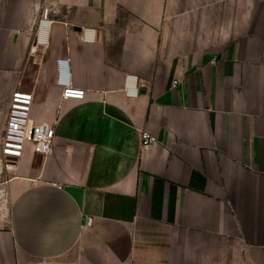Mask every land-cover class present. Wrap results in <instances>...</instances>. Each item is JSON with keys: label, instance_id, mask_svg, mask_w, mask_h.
<instances>
[{"label": "crops", "instance_id": "obj_1", "mask_svg": "<svg viewBox=\"0 0 264 264\" xmlns=\"http://www.w3.org/2000/svg\"><path fill=\"white\" fill-rule=\"evenodd\" d=\"M18 88L53 149L10 166L0 264H264V0H0Z\"/></svg>", "mask_w": 264, "mask_h": 264}, {"label": "built area", "instance_id": "obj_2", "mask_svg": "<svg viewBox=\"0 0 264 264\" xmlns=\"http://www.w3.org/2000/svg\"><path fill=\"white\" fill-rule=\"evenodd\" d=\"M40 25H47V9L43 10ZM54 82L60 88L62 99L84 98V90L74 87L70 77L69 60L57 59L55 63ZM124 92L128 97L138 94L132 78H127ZM32 94L24 89H16L11 93L1 129L0 155L16 161L22 157L24 147L31 143L34 150L43 155L52 153L54 128L46 123H34L30 118ZM156 141V137L148 132L140 133V149L145 150Z\"/></svg>", "mask_w": 264, "mask_h": 264}, {"label": "rangeland", "instance_id": "obj_3", "mask_svg": "<svg viewBox=\"0 0 264 264\" xmlns=\"http://www.w3.org/2000/svg\"><path fill=\"white\" fill-rule=\"evenodd\" d=\"M6 105L0 108V142L1 129L5 120ZM14 162L0 155V233H7L9 229L11 196L9 193V180L13 176Z\"/></svg>", "mask_w": 264, "mask_h": 264}, {"label": "water", "instance_id": "obj_4", "mask_svg": "<svg viewBox=\"0 0 264 264\" xmlns=\"http://www.w3.org/2000/svg\"><path fill=\"white\" fill-rule=\"evenodd\" d=\"M75 30L80 31V27H75Z\"/></svg>", "mask_w": 264, "mask_h": 264}, {"label": "bare ground", "instance_id": "obj_5", "mask_svg": "<svg viewBox=\"0 0 264 264\" xmlns=\"http://www.w3.org/2000/svg\"><path fill=\"white\" fill-rule=\"evenodd\" d=\"M43 29L45 30V25H43Z\"/></svg>", "mask_w": 264, "mask_h": 264}]
</instances>
